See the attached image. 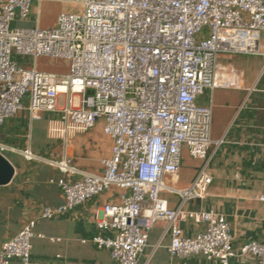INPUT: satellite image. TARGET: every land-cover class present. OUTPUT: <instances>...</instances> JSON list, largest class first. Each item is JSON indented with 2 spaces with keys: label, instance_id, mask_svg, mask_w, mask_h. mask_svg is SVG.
Instances as JSON below:
<instances>
[{
  "label": "built area",
  "instance_id": "obj_1",
  "mask_svg": "<svg viewBox=\"0 0 264 264\" xmlns=\"http://www.w3.org/2000/svg\"><path fill=\"white\" fill-rule=\"evenodd\" d=\"M62 1L81 11L59 13L50 27L25 28L12 22L28 17L32 0H0V125L21 110L31 120L57 112L50 132L65 146L101 120L110 155L100 159V174L58 178L63 201L44 207L4 241L0 264L14 258L30 264L32 238L44 237L35 233L38 218L68 212L111 187L125 193L97 213L99 233L92 241L115 264H139L158 221L166 223L173 257L201 255L230 264L236 255H251L264 264V241L246 242L236 251L223 214L185 208L206 196L212 182L208 150L220 143L210 138L211 107L196 98L216 87L219 54L264 56V0ZM39 59L64 60L67 71L40 70ZM8 149L0 142V154ZM184 149L203 164L189 184L175 188L167 179L179 172ZM19 152L26 160L36 158L29 148ZM53 164L62 173L74 172L65 148ZM161 192L179 196L178 206L171 208ZM257 199L264 202V193ZM185 220L203 227L185 235L179 226Z\"/></svg>",
  "mask_w": 264,
  "mask_h": 264
},
{
  "label": "crops",
  "instance_id": "obj_2",
  "mask_svg": "<svg viewBox=\"0 0 264 264\" xmlns=\"http://www.w3.org/2000/svg\"><path fill=\"white\" fill-rule=\"evenodd\" d=\"M67 4L62 0H32L28 17H16L12 26L50 27L57 15L65 12ZM260 48L264 51V30ZM21 57L24 61L14 59L30 63L28 57ZM40 60L45 59L37 62L40 70L59 75L67 71L66 65L55 71L40 65ZM215 82L214 89H206L196 98L197 104L211 107L210 138L220 140L218 145H210L206 160L212 182L202 200L189 201L185 208L223 214L233 247L238 251L246 242L264 241V202L257 199L264 193V56L219 54ZM58 120L57 112H41L38 119L31 120L27 110H21L0 125V142L9 148L2 155L14 167L10 182L0 185V245L44 207L63 201L58 178L73 181L82 174H100V159L110 155L111 140L104 135L101 120L89 130L73 134L65 146L61 138L50 132ZM27 148L36 158L26 160L20 154ZM64 148L74 167L72 173H62L53 164L64 156ZM202 164L184 149L179 172L167 180L175 188L186 186ZM122 193L125 191L111 187L68 212L38 218L35 233L44 237L32 238L30 264H115L108 250L97 247L92 239L99 233L97 213L104 204L119 201ZM160 196L171 208L179 204L176 194L161 192ZM179 226L185 235H193L203 227L191 220L182 221ZM169 241L165 221H158L150 229L139 264H218L201 255L173 257L167 250ZM12 264L19 261L14 258ZM230 264L258 263L251 255H236Z\"/></svg>",
  "mask_w": 264,
  "mask_h": 264
},
{
  "label": "rangeland",
  "instance_id": "obj_3",
  "mask_svg": "<svg viewBox=\"0 0 264 264\" xmlns=\"http://www.w3.org/2000/svg\"><path fill=\"white\" fill-rule=\"evenodd\" d=\"M77 11H81L80 5L68 3L67 6L65 7V12H77ZM14 58L19 60V61H24V58H22L21 56L20 57L14 56ZM39 63H40V65L47 66V67L51 68V70H55V71L60 70L61 68H63V66L66 65V62L64 60H54V59L40 60ZM63 101H64L63 96H60L59 104L61 105L63 103Z\"/></svg>",
  "mask_w": 264,
  "mask_h": 264
},
{
  "label": "water",
  "instance_id": "obj_4",
  "mask_svg": "<svg viewBox=\"0 0 264 264\" xmlns=\"http://www.w3.org/2000/svg\"><path fill=\"white\" fill-rule=\"evenodd\" d=\"M13 175V165L2 154H0V185L9 183Z\"/></svg>",
  "mask_w": 264,
  "mask_h": 264
}]
</instances>
